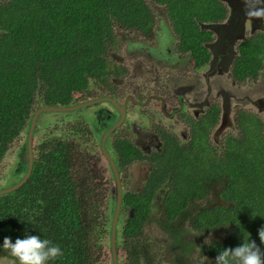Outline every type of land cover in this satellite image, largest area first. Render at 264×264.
<instances>
[{
    "label": "trees",
    "instance_id": "1",
    "mask_svg": "<svg viewBox=\"0 0 264 264\" xmlns=\"http://www.w3.org/2000/svg\"><path fill=\"white\" fill-rule=\"evenodd\" d=\"M226 13L220 0H0V163L10 144L28 130L36 100L64 107L75 97H90L91 84L117 75L107 59L109 48L118 43L117 30L148 34L158 20L166 21L180 50L190 53L195 69H202L209 63L205 45L213 33L199 24L218 23ZM263 65L264 33H256L238 45L230 76L238 83L255 79ZM218 117L219 108L212 104L187 142L167 138L165 153L156 156L142 178V189L123 194L120 215L128 212L120 229L125 254L117 264H140L139 253L146 254L143 264L161 262L146 239L145 245L137 242L152 221L165 236L168 252L161 256L168 264H188L191 237L200 242V264L205 257L215 264L220 251L240 245L247 234L264 249L258 237L264 226L262 122L239 111L237 135L226 136L216 149L208 137ZM78 148L60 137L38 142L27 181L0 194V259L8 257L2 247L5 237L15 242L38 235L63 252L52 264H99L109 254L112 264V217L90 188L104 183L100 179L96 184L93 156ZM116 150L122 167L141 158L138 150L118 141ZM155 204L159 220L152 218ZM186 220L194 234L184 229Z\"/></svg>",
    "mask_w": 264,
    "mask_h": 264
},
{
    "label": "flooded vegetation",
    "instance_id": "2",
    "mask_svg": "<svg viewBox=\"0 0 264 264\" xmlns=\"http://www.w3.org/2000/svg\"><path fill=\"white\" fill-rule=\"evenodd\" d=\"M241 1L242 0H240V3ZM222 3L227 9L226 17L224 20L215 23L221 25V31L216 35L212 32V40L208 41L205 45L209 53V63L202 69H195L190 53L180 50L178 37L172 31L170 24L166 21H160L157 19V24H154L148 34H143L137 30H117L116 34L119 37L118 43L111 46L107 52V59L113 64L114 71L117 72V75L109 76V80L106 83L91 84L88 89V91L91 92L90 97L87 99L83 97H75V103L73 102L64 107L81 105L99 99L104 100H99L95 104L83 107L80 106L71 111H40L29 138L30 123L34 112L42 108L54 107L44 106L42 102L36 100L37 108H35L31 116L28 130L23 131L20 135H25V141L23 150L19 155L18 166L27 164L29 150H31L32 154L34 146L38 143L33 142V140L35 134L39 131L38 120H40L42 114L52 113L56 116L61 115L62 118L59 119L58 122L61 123L66 120L68 121L67 117H63L64 114L72 112L75 114L76 112H79L77 117L74 118L73 123L78 124L81 127V130L76 128L73 132L70 131V134L61 135V133H59V136L61 135V139L70 141L73 145L78 146V149L82 152L83 150L90 152L91 156H93L95 165L90 169L92 170L95 179H99L96 184H100L101 180L104 184L101 185V188L93 185H90V188L94 187L96 189L94 194L99 195L102 200L100 203H104V209H106V206L108 205L107 196L110 195V184H113V190L115 192L114 204L109 212V218L110 216L113 218L117 197L116 179L108 159L103 154L102 143L104 144L108 157L113 162L114 168L116 169L118 182L120 183L121 188L122 201L123 194L126 192L125 189L128 186L131 176L129 169L134 167L133 169H137L140 174L144 173L145 175L150 168L154 167L156 156L165 153L164 145L167 138L170 137L179 143L175 133L169 130L172 127L170 123L173 124L172 118L176 117V121L181 122L184 131L188 129V136H185V142H187L189 131L192 129L193 125L200 121V116L204 115L212 104H216L210 101L206 110L202 114L187 118L185 116L186 113H188L186 109L187 106L183 105L185 100L183 101L182 97L175 96L182 80L185 79V81H187L191 72L200 73L207 68H211V71L217 67L220 62V64L229 71V79L232 81L233 79L230 76V70L234 63V59L238 56V45L245 39L254 36L256 33H264V31H256L255 33H252V23L254 27L258 26L259 29H262L264 28V19L248 18L245 15V5L241 4V8H239L234 14L231 9L227 8L228 5L226 6V3ZM237 27H243L244 30L242 33L241 29L238 30ZM248 27L249 31H246ZM116 52L120 53V57ZM190 69L192 71H190ZM187 74L188 77H186ZM262 76H264V65L255 79L244 80L239 83L236 81L234 82L244 86V84L246 85L249 82H257ZM145 78H148L147 83H145ZM149 83H151L150 86ZM179 94L182 95V93ZM206 95L207 93H204V96ZM204 96L197 99V102L200 103V101H203ZM214 96L215 95L212 94L211 97L214 98ZM105 98L108 99L105 100ZM172 100H174L173 103H177V108H172ZM154 104L157 105L155 106ZM216 105L219 108V105ZM261 105L264 106V103ZM82 112H84V114H82ZM238 112L239 110L236 112V115ZM156 115L159 117L156 118ZM218 118V122L221 121L220 108ZM53 122L55 123L56 121ZM47 124L51 123L48 122ZM88 124L91 127H89ZM169 125L171 127H169ZM128 128H131L132 132L129 131ZM72 129H74L73 125H71L70 130ZM100 131H102V133L97 136ZM237 132L238 130L235 131L234 135H237ZM72 133H74V135L78 134V136L73 137ZM19 137L16 140H18ZM45 139L46 138L43 136L40 138L39 142H43ZM116 141L121 144H126L131 151L133 149L138 150L141 158H139L136 163H132L133 165L130 164L122 167L120 165L119 154L116 150ZM12 143L10 144L9 149ZM180 143H184V141ZM142 171L144 172L142 173ZM143 185L144 181L142 179L138 184L137 190L140 188L142 189ZM102 194H104V199ZM119 216L120 211L115 226L118 224ZM187 223L188 222H185V225ZM106 231L108 230L105 228V232ZM117 235L118 233L115 227L114 239L116 243V261L120 259L118 257L119 251L120 253L125 254L121 243H117ZM144 239L143 235L138 238L137 242L144 243ZM147 242L148 241L146 240V243ZM149 244L155 247L158 243ZM156 254L158 259L163 258V255ZM138 255L140 256V264H143L144 255L146 254L139 253ZM105 257L106 256H104V258Z\"/></svg>",
    "mask_w": 264,
    "mask_h": 264
},
{
    "label": "rangeland",
    "instance_id": "3",
    "mask_svg": "<svg viewBox=\"0 0 264 264\" xmlns=\"http://www.w3.org/2000/svg\"><path fill=\"white\" fill-rule=\"evenodd\" d=\"M228 4V2H227ZM226 4V6H227ZM242 5H245L241 1ZM246 7V5H245ZM228 9H231L229 6H227ZM250 22V21H249ZM246 31H249V27ZM259 31L263 32L264 28L254 30L252 33ZM250 33V32H249ZM250 35V34H246ZM116 54L120 57V53L116 52ZM211 69V68H210ZM210 69H204L200 73H194L191 72L189 75V78H187V81L185 79L182 80V82L178 85L179 88L177 90V93L175 96L182 97L183 99V105L187 106V112L186 117L191 118L194 116H198L199 114H202L210 101L213 103H216L219 105L220 108V115H221V121L218 122V124L213 128L212 132L210 133V136L208 137L209 142H211L212 146L216 149H221L224 145V140L226 136L228 135H234L235 131L237 130L235 127V115L236 112L239 111H245L252 115H255L263 125L264 129V106L261 104L264 103V76L260 77L257 82H249L248 84L239 85L236 84L233 80L231 81L229 78V71L225 69L224 66L218 63L217 67H215L213 70L210 71ZM190 71H192L190 69ZM189 74V72H188ZM188 74L186 77H188ZM148 78H145V83H147ZM188 82V83H187ZM187 83V84H186ZM189 84V85H188ZM151 83H149V86ZM189 92V93H188ZM179 93H182L180 95ZM194 93V94H193ZM204 93H207L206 96H204ZM213 95V97H211ZM193 95V96H192ZM204 96L203 101H200V103L197 102V99ZM172 100V108H177V103ZM155 106L157 104H154ZM79 112H76L75 114L68 113L64 114L67 116L68 121L65 122H59V119H61V115H54V114H42L40 116V120H38V127L39 131H37V134H35V138L33 142H39L40 138L44 136V138H58L63 134H70V131H74L76 128H79L81 130V127L78 124L73 123L74 118L77 117ZM84 114V112H82ZM203 116V115H202ZM200 116V118L202 117ZM159 116L156 115V118ZM155 118V119H156ZM173 124L169 127L171 132L173 131L176 135V138L179 142H185V136H188V129L186 131L183 130V125H181V122L176 121V117L172 118ZM53 121H56L55 123ZM89 121V120H88ZM167 121V120H166ZM50 122L51 124H47ZM71 125H73L74 129H71ZM89 127H91L88 124ZM129 131L132 132L131 128H128ZM59 133L61 135L59 136ZM102 133V131L99 132L97 136H99ZM130 135V134H128ZM73 137H77V135H74L72 133ZM96 136V135H95ZM96 136V137H97ZM96 139V138H95ZM25 141V135L22 134V136L19 137L18 140L12 143L10 149L8 152H6V156L3 158V160L0 163V190L7 189L13 184L17 183L19 179L23 176L25 172L26 165H19V155L23 150V145ZM97 142V140H96ZM97 144V143H96ZM134 167H131L129 169V172L131 173L128 186L125 189V191H133L137 190L138 184L142 181V178L144 176V171H142L143 174H140L137 169H133ZM110 195L107 196V203L105 212L107 217L109 218V212L114 204V190H113V184H110ZM154 212L152 218L154 220H159L158 215L160 213L159 205L155 204L153 206ZM197 207H192L190 210L191 212H194V210ZM121 212V210H120ZM128 214L127 211L122 212V214L119 216V221L116 227L117 229V243H121V230L120 227L122 226V222L124 217ZM188 220V219H187ZM186 225H183L186 231L189 233L194 234L196 231H194L191 227V220L187 221ZM121 224V225H120ZM185 224V223H184ZM108 235V231H106ZM144 238L149 243H158L159 245L155 248L157 249L158 254H163L168 252L167 249V242H165V236L163 233H161L156 226L155 222L152 221L148 226H145L143 231ZM144 239V240H145ZM191 240L193 241V254L190 256V259H188V264H200L201 258H200V242L195 237H191ZM208 241V240H207ZM107 242V237L104 241V243ZM169 255V253H168ZM123 254H118V257H122ZM203 264H208L206 260H202ZM0 264H6V259H0ZM99 264H111L110 263V254L107 255ZM159 264H168V261H164L163 258H161V262Z\"/></svg>",
    "mask_w": 264,
    "mask_h": 264
},
{
    "label": "clouds",
    "instance_id": "4",
    "mask_svg": "<svg viewBox=\"0 0 264 264\" xmlns=\"http://www.w3.org/2000/svg\"><path fill=\"white\" fill-rule=\"evenodd\" d=\"M242 2L246 5L247 17L264 19V0ZM247 236L248 239L240 245L220 251L215 257V264H264V249L249 239L250 234ZM258 237L260 245H264V226L258 229ZM2 247L8 253L6 264H52L63 255L59 245L38 235H26L23 239L17 238L15 242L5 237Z\"/></svg>",
    "mask_w": 264,
    "mask_h": 264
},
{
    "label": "water",
    "instance_id": "5",
    "mask_svg": "<svg viewBox=\"0 0 264 264\" xmlns=\"http://www.w3.org/2000/svg\"><path fill=\"white\" fill-rule=\"evenodd\" d=\"M221 2H224L227 4L228 2V6L231 8L232 12L235 14V12H237V10L239 8H241V3H240V0H220ZM249 18V17H248ZM200 28L201 29H205V30H210L212 31L215 35L217 33H219L221 31V25L220 24H215V23H200L199 24ZM237 29H241V33L242 31L244 30L243 27H237ZM258 30L259 27L256 26L254 27L253 26V23H252V31L254 30ZM241 39H242V36H241ZM108 98H105V100H107ZM99 100H104V99H99ZM99 100H96V101H93V102H86V103H83L81 105H74V106H70V107H50V108H42V109H39V110H36L34 112V115L31 119V123H30V129H29V138L32 134V130L34 128V125H35V121H36V118H37V115L39 114L40 111H43V110H46V111H51V110H55V111H60V112H65V111H71V110H75L77 108H79L80 106L83 107V106H87V105H91V104H95L97 103ZM104 142V140H103ZM28 149H29V146H28ZM102 151H103V154L104 156L108 159L111 167H112V170L115 174V179H116V194H117V197H116V201H115V210H114V214H113V218H112V224H111V234H110V250H111V257H112V264H117V261H116V253H115V225H116V220H117V217H118V213L120 211V206H121V188H120V183L118 182V177H117V174H116V169L114 168V165H113V162L110 160V158L108 157V154L104 148V144L102 143ZM31 168H32V154H31V150H29V158H28V161H27V169H25V174L19 179V181L7 188V189H3V190H0V194H5V193H10V192H13L15 191L16 189H18L19 187H21L28 179L30 173H31Z\"/></svg>",
    "mask_w": 264,
    "mask_h": 264
}]
</instances>
